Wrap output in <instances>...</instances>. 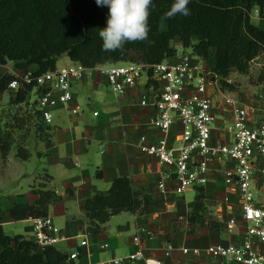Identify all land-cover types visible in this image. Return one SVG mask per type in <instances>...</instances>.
Listing matches in <instances>:
<instances>
[{
	"label": "built area",
	"instance_id": "built-area-1",
	"mask_svg": "<svg viewBox=\"0 0 264 264\" xmlns=\"http://www.w3.org/2000/svg\"><path fill=\"white\" fill-rule=\"evenodd\" d=\"M88 71L104 75L111 90L119 95L136 85L144 86L139 103L152 110L149 126L154 133L140 135L137 146L161 166L157 190L164 202L190 188L221 180L234 195L235 214L227 225L230 231L239 227L238 241H219L204 248L177 247L169 242L163 256L181 252L207 255L216 264H264V108L255 110L230 97L223 78L191 49L153 64L120 61L87 68L72 62L40 74L34 69H14L8 90L33 85L42 122L51 125L58 109L79 113L78 107H70L74 99L72 83L84 79ZM226 81L230 83L228 78ZM224 200L227 204L228 197ZM28 220L32 239L40 248L70 238L49 214L30 216ZM78 237L82 238L80 248L66 259L73 264H165L143 246L156 240L155 231L148 227L133 236L137 245L134 251L97 260L89 257L83 261L89 256L86 247L90 243L86 235ZM100 248L106 250L110 243L103 242Z\"/></svg>",
	"mask_w": 264,
	"mask_h": 264
},
{
	"label": "trees",
	"instance_id": "trees-1",
	"mask_svg": "<svg viewBox=\"0 0 264 264\" xmlns=\"http://www.w3.org/2000/svg\"><path fill=\"white\" fill-rule=\"evenodd\" d=\"M175 0H152L148 38L128 42L122 51L102 50L99 30L107 26L109 9L96 0H0V65L14 62L20 70L34 69L37 74L57 68V61L66 54L72 62L87 68L99 64L134 61L159 63L177 54L172 44L177 40L185 48L203 57L228 87L226 81L233 71L246 73L250 63L264 52V27L252 20L257 10L264 20V0H190L189 16L176 15L162 19ZM12 73L0 74V95L8 89ZM33 85H21L10 96L13 105L32 107L24 114L13 116V126L28 127L38 137L50 139L47 125L42 122L36 103L29 102ZM30 132L14 141L0 129V155L6 162L16 142V157L28 160ZM97 175H101L98 172ZM48 181L47 178H45ZM32 187L34 203L15 202L9 208L13 221L30 216H47L46 205L59 196L47 182ZM206 187H199L193 213L205 210ZM68 191L73 194L72 189ZM153 195L136 190L127 176L115 178L106 192H96L83 204L84 214L94 233H100L110 218L123 211L143 215L153 203ZM68 255L55 245L40 248L24 235H8L0 224V264H64Z\"/></svg>",
	"mask_w": 264,
	"mask_h": 264
},
{
	"label": "rangeland",
	"instance_id": "rangeland-1",
	"mask_svg": "<svg viewBox=\"0 0 264 264\" xmlns=\"http://www.w3.org/2000/svg\"><path fill=\"white\" fill-rule=\"evenodd\" d=\"M252 20L259 27H264V20L259 16L256 9L252 11ZM172 44L179 53L184 50H190L182 46L177 40L173 41ZM59 61L60 66H62L69 64L71 59L64 54L59 58ZM14 69H16L14 62L0 65V74L12 73ZM228 80L233 85V87H228L229 91L226 92L230 97L242 101L252 109L254 107L255 110H257V108H264V52H261L258 57L251 61L249 70L246 73L233 71L228 76ZM78 93V102L82 109L84 108L86 111L89 110L87 103H90V122L97 121L104 113H107L106 111L108 108L102 106V97H107L109 101L118 96L111 90L110 85L104 83V81L100 82L97 89L91 85H85V88L80 86ZM13 94V92L7 89L0 95V129L6 135H10L14 141H17L30 131L28 127L22 129L14 127L12 125L14 120L13 116L16 114H24L27 110H31L32 107L27 104H11L10 96ZM36 100L37 94L35 91H32L29 97L30 104L33 105ZM114 102L116 103L115 100ZM94 109H99L102 113L101 117H93L92 113ZM66 114L67 112H64V115ZM58 115L59 111H54V120H57ZM27 147L31 152V157L28 160H20L16 157V142L13 144L6 162H4V159L0 155V204L3 207H8L9 203L15 200L30 198L36 200V196L32 192L33 185L36 187L39 186L46 181V173H52L51 175L56 177L55 181H51V183H49L50 181L46 182L49 188L55 189L56 192L58 191V200L48 207L49 213L53 216L55 223L67 233H70V224L74 223L76 224L75 226H78L79 233H86L88 239H93L95 233L90 227L79 199L75 196L73 197L74 194H71L68 189L66 190L67 194L63 192L66 189V179L79 175L76 173H79L81 169L88 168L92 170L94 174L96 173L94 164L96 158H100L101 156L99 153L100 148L96 147L94 144L87 155L80 154L79 158H76L79 164L78 166H73L71 163L67 164L69 167H66L68 170L65 169L66 172L72 171L74 174H60L64 165H53L50 163V157L44 152L46 145L38 138L35 131L30 132ZM41 152L45 154L40 156ZM206 188V198L204 199L206 207L200 215L195 217L193 213L194 202L198 194V188L193 187L182 195L170 198L167 202H164L160 208H154L152 205H149V214L147 212L145 216L133 214L129 211H123L113 215L110 220L102 226L100 239L103 238V234H105V237L99 242L103 243L107 241L111 246L112 244L118 246L116 252L117 256L126 255L129 253L130 240L134 235L140 234L137 229L139 225H150L158 234H163L166 230L172 232L175 229L176 233H173V237H171V233H169L164 243L155 244V241L148 243L149 254L156 257H161L163 255V248L169 242L174 243L177 247L189 246L204 248L211 243L219 241H238L241 235L239 227L230 231L227 225L228 219L231 215L235 214L233 210V205L235 204L234 195L230 194L227 189L225 190L222 180L212 183L206 186ZM108 189L109 188H105V190L101 191H107ZM225 197H228L227 204L224 200ZM157 202L159 203V201ZM153 203H155L154 199ZM30 226L31 222L29 220H18L5 225V232L11 236L21 234L28 239H32L33 233L30 230ZM83 228H85L86 231H83ZM156 232L157 239L158 236ZM81 239L82 238H78V240ZM73 240L74 239L71 241ZM71 241H60L56 244V247L62 252H69ZM181 255H183V257ZM101 256L100 258H107L110 255ZM177 256L182 257L179 264H216V262L207 255L192 256L177 252L166 258H174Z\"/></svg>",
	"mask_w": 264,
	"mask_h": 264
},
{
	"label": "crops",
	"instance_id": "crops-1",
	"mask_svg": "<svg viewBox=\"0 0 264 264\" xmlns=\"http://www.w3.org/2000/svg\"><path fill=\"white\" fill-rule=\"evenodd\" d=\"M71 62L69 64H71ZM59 63L60 61L58 60L57 68L68 65L65 64L60 66ZM102 81L108 84L107 78L104 75L97 71H88L84 79L74 81L72 83L74 99L71 102L70 107H78L79 113L73 114L71 110L63 108L57 110L59 111V115L57 120H54L55 123L53 122L51 125L46 126L50 134V139L47 140L38 137L46 145L44 152L50 157L51 164L64 165L60 174H74L72 171L68 173L66 172V167H69L67 164L71 163L73 166H78L79 164L77 163L76 158L78 159L80 154L87 155L94 144L96 147L100 148L99 153L101 156L100 158H96V162L94 164L96 168L95 174L92 170L83 168L79 173H76L79 175L72 178L68 177V179H66V189L63 193L67 194L66 190L69 188L72 189L74 194L73 197L75 196L79 199L82 210L83 204L88 197L92 196L96 192L105 190V188H110L112 181L120 176H127L131 178L133 180V186L136 190L142 189L151 193L155 202L151 205L154 208H160L162 204H164V199L157 190V182L160 178L161 166L155 158L142 153L137 146L140 135L145 133H154V130L149 126V119L153 112L149 107H143L139 103L145 88L143 85H136L133 88H130L125 94H117L118 96H116L115 99H111L109 101L107 97H102V106L108 108L106 111L107 113H104L101 117L102 113L99 109H94L92 113L93 117L101 118L97 121L90 122V103H87L89 106V110L87 111L80 107L78 102V89L80 86L85 88V85H91L97 89ZM64 112H67V114L64 115ZM95 112H98V114L96 115ZM44 152H41L40 156L45 154ZM98 172H100V176L97 175ZM51 174L52 173H46L45 175L48 181H50L49 183H51V181H55L56 179V177ZM157 201H159V203ZM15 202L34 203L35 199L30 198L15 200L9 203L8 207H3L0 204V224L3 226L4 230L5 225L14 222L10 218L9 208ZM49 205H46L44 209L49 215H51L48 209ZM147 212L148 208L146 212L140 216H145ZM70 225V233H67L62 229L63 234L70 237L68 240L62 241L70 242L74 239L69 245L71 246L70 251L64 252L67 255L73 250L80 248V240H78L80 237H78V235H86V233H79L78 226H75L76 224L71 223ZM142 227H148L154 230V228L150 225H139L137 227L139 232ZM84 229L85 228L82 230L86 231V229ZM169 233H171L170 235L173 237V233H176L175 229L172 232L166 230L163 234L157 233L158 237L154 243H164ZM101 234L102 232L95 233L93 239L87 238L90 243V245L86 247L89 256H84L83 261H87L89 257L93 260H97L102 259L100 258L102 257L101 255H116L118 246H114L112 244V246L110 245V248L106 250H102L100 248V244L102 242L99 241L103 240L105 237V234H103V238L100 239ZM143 246L146 247L148 252V243L144 242ZM136 248L137 245L133 242L132 238L129 242V253L134 251ZM181 256L183 257V255ZM182 257L177 256L174 258H165L163 255L161 256L165 264H179ZM64 264H73V262L65 261Z\"/></svg>",
	"mask_w": 264,
	"mask_h": 264
},
{
	"label": "clouds",
	"instance_id": "clouds-1",
	"mask_svg": "<svg viewBox=\"0 0 264 264\" xmlns=\"http://www.w3.org/2000/svg\"><path fill=\"white\" fill-rule=\"evenodd\" d=\"M189 3L190 0H175L162 19L189 16ZM96 4L109 9L107 26L99 30L103 51H122L128 42L147 40L152 0H96Z\"/></svg>",
	"mask_w": 264,
	"mask_h": 264
}]
</instances>
